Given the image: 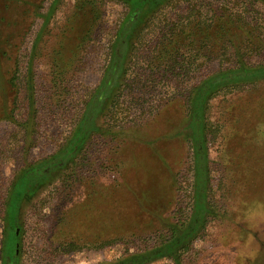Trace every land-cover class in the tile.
Wrapping results in <instances>:
<instances>
[{"label": "rangeland", "instance_id": "1", "mask_svg": "<svg viewBox=\"0 0 264 264\" xmlns=\"http://www.w3.org/2000/svg\"><path fill=\"white\" fill-rule=\"evenodd\" d=\"M169 1L0 0V264H264V0L178 2L244 12L260 32L247 67L225 37L184 76L123 91L130 46Z\"/></svg>", "mask_w": 264, "mask_h": 264}, {"label": "trees", "instance_id": "2", "mask_svg": "<svg viewBox=\"0 0 264 264\" xmlns=\"http://www.w3.org/2000/svg\"><path fill=\"white\" fill-rule=\"evenodd\" d=\"M178 2L179 0L169 1V3L174 6L173 12H170L171 15H169V13H163L161 20L159 19L161 23H156L154 17L148 19L141 29L139 36L133 43L132 49L130 46V56L127 67L129 70L130 68L131 70L135 69V74L137 76L139 75V78H136L135 84L132 86L130 84L128 72H125L122 84L123 91L129 88L131 91L137 89L139 92L144 93V91H140V89H145L151 84L150 81L154 80L155 73L166 76L170 74V77L175 76L176 78L179 75L184 76L189 72L188 67L195 62L196 64L198 63L197 66H202L205 62L219 57V50H214L212 44L219 43L220 40L222 38L225 39V37L230 41L224 43V49L230 48V55L235 57L233 61L235 63L238 62L237 65L243 63V65L246 66L242 58L246 61L245 58L248 57L247 55L255 52L256 46L253 41L260 32H258L256 28L250 26L244 12L238 10L233 11L231 8L224 10L222 9L223 6L221 7L220 5L205 8L206 5L203 2H186V4L183 3L181 6ZM243 23L245 25H243ZM69 25H71L70 27H72L74 31L78 28L80 29L79 26L82 24L75 21L72 24L69 22ZM93 26L94 23L92 18H88L82 28V33H84V35H77L75 38L77 39L76 48H82L89 42V37L91 38L92 35L90 32L94 31L92 30ZM236 30H242L244 33L242 38L238 41L240 45H242L241 48H239V50L235 49L234 51L235 47L233 44L235 43H233L232 39ZM222 35L223 37H221ZM250 46H253L255 50ZM123 49V51H126L128 49V44L124 43ZM124 57L125 54L123 55V58ZM140 58H143V62L147 61L148 63L146 70H142V79H140V70L135 64ZM188 64L189 66H187ZM70 65L71 64H67L60 67V70L55 73L57 77H54L53 81L55 86L60 89H67L66 82L68 79L66 77V67ZM55 67L56 65H53V68ZM53 68L52 66L51 68L49 67V71L52 72ZM238 68L239 67L235 68L230 65L226 66L224 69H218L217 71L236 72L235 70ZM72 69L75 70L76 68L73 66ZM239 70L242 71L241 68H239ZM29 85L30 82H27V88L25 90L26 101L29 107H33L34 94L32 90L30 92ZM89 109L90 108H86L85 111ZM29 114H32L31 108H29ZM89 126L83 130L84 125L82 126L81 124V132L78 136L77 145H81L85 140L84 137L89 130ZM28 130L29 128L26 129V132H28ZM12 219L13 218L10 217V220ZM11 236L12 233L9 229L6 251L7 249L9 250V247L11 248V243L9 244V238ZM69 245L73 248H69L68 250L78 248L75 244Z\"/></svg>", "mask_w": 264, "mask_h": 264}]
</instances>
